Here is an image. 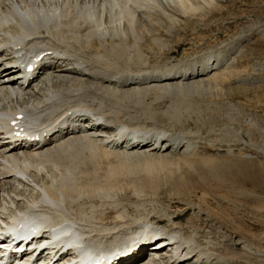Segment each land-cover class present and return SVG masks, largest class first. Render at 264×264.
<instances>
[{"label": "bare ground", "instance_id": "1", "mask_svg": "<svg viewBox=\"0 0 264 264\" xmlns=\"http://www.w3.org/2000/svg\"><path fill=\"white\" fill-rule=\"evenodd\" d=\"M134 1L131 7L129 0H0V39L3 36L20 37L19 43L13 45L15 51L7 49L3 53L0 50V124L3 111L5 114L15 115L18 113L16 109H21L26 118L23 127L27 131L33 130L43 142L41 145H31L30 147H35L30 150L24 147L26 144L23 142H15L16 145L9 146L6 138L0 136V226L6 228L8 223L23 218L24 215L35 219L40 215L59 225L72 224L84 235L94 239L99 247L102 240L106 245L103 248L112 251L116 259L131 254L127 260L133 261V264H190L192 259L197 263L202 261L203 264L207 260L212 263L218 256H215L217 259H211L208 255L210 253L197 251L192 244L193 238L187 234L182 235L180 225L179 228L174 226V218L170 221L173 225L162 224L163 218H154V221L140 215L129 218L125 212L115 211L117 206L103 200L111 198L120 186L130 188V182H133L135 189L139 186L135 180L121 183L119 179L123 176L142 173L146 177L140 185L158 184L159 174L171 166L167 160L172 157L171 153L179 151L180 157H186L185 152L193 144L189 140L182 142L183 139H179L177 143L161 131L162 136L168 137L167 139L161 141V137L153 136L149 145L132 148L129 145L130 139L118 140V136H127L125 131L131 132L133 129L120 123L121 119L116 117L113 108H120L123 99L138 100L140 95L150 90L157 96L171 93L184 95L204 84H216L213 82L218 80L216 77L214 80L208 79L206 83L201 80L189 81L215 72L216 69H211L213 63L209 66L206 64L201 71H191L190 75L178 73L181 70L177 72L176 68L167 70L176 73L163 71L154 80L148 75L142 79V74H135V78L121 76L123 70L120 69L124 66L120 68L119 64L126 65L129 60L128 54L124 53V48L128 45L125 42L126 35L136 40L127 47L132 50L131 64L142 66L146 59L141 53V40L150 39L147 42L149 45L150 41L152 44L162 43L158 36L160 29L155 28V25L160 22L159 25L162 23V26V21H167L166 32L161 29L165 35H173L175 30L183 31L186 27L194 30L196 20L205 22L210 19L214 13L211 10L219 5L218 0ZM155 20L160 21L156 24ZM114 35L121 40H114ZM29 37L30 41L27 42ZM28 50L30 53L35 51V57L47 53L49 59H54L51 55L66 56L64 60L68 65L66 68L58 65L49 67L47 63L43 67L48 72L38 74L32 84L23 87L22 82L16 78L17 68L9 65L8 56L16 54L23 58ZM224 78L225 76H220L219 80ZM112 79L123 84V87L135 83L139 87L118 93L107 85L114 83ZM144 84L148 87H141ZM102 104H105V109ZM82 107H89L98 116L86 118L80 115V111L76 110L83 109ZM108 123L118 127L115 139L107 137V128L110 127ZM80 128H85L81 136ZM144 131L150 132H142ZM96 134L101 135L96 137ZM118 146L121 151H117ZM170 149L172 152H166ZM110 158L120 159L114 160L116 163L112 164ZM139 158L143 160L138 162ZM101 163L106 165L101 169L102 177L98 175ZM33 184L39 193L30 190ZM20 185L29 187L31 193L26 194L28 189L20 193L17 190ZM5 186L13 189L6 191ZM97 197L99 203L95 202L94 198ZM106 204L109 208L113 207V210L106 213L108 209L103 210ZM113 214L117 216L113 217ZM141 224L145 225L140 226ZM148 228L156 230L155 233L159 235L158 243L163 247L151 256L154 258L144 262L134 250L128 253L127 247L145 234ZM7 247L5 245L3 248ZM15 248L11 247L12 250ZM168 251L171 253L167 260L157 258L160 252ZM189 255L194 257L187 263H181ZM117 264L126 263L120 261Z\"/></svg>", "mask_w": 264, "mask_h": 264}, {"label": "rangeland", "instance_id": "2", "mask_svg": "<svg viewBox=\"0 0 264 264\" xmlns=\"http://www.w3.org/2000/svg\"><path fill=\"white\" fill-rule=\"evenodd\" d=\"M218 1L219 5L211 10L214 12L211 18L205 22L196 20L194 30L186 27L183 31L175 30L173 35H165L161 29H165L167 21L163 20L161 26L160 20H155L154 23L159 22L154 27L160 29L158 36L162 43L150 41V46V39L141 40V53L146 59L142 66L131 64L132 50L127 47L136 40L126 35L128 50L124 48V53L129 60L126 65L122 63L124 58L120 61L119 67L124 66L120 71H125L119 74L121 76L128 75L130 70L133 75L142 74V79L148 75L154 80L163 71L176 73L172 71L176 68L177 72L181 70L178 73L190 75L191 71H201L206 64L213 63L211 69H216L215 72L201 78L194 76L189 81L206 83L208 79L225 78L210 86L204 84L191 89L184 95L157 96L150 90L138 100L123 99L119 106L127 104V109L133 112V120L138 118L142 124L151 125L146 130L157 132L152 136L161 137L163 141L168 138L162 136L163 132L177 143L183 139L182 142L189 140L193 144L183 158L179 151H166L172 152V157L167 159L172 167L158 173V184L140 185L146 177L142 173L123 176L119 179L121 183L135 180L139 186L135 189L130 182V188L120 186L111 198L103 200L117 206L114 210L125 212L129 218L139 215L151 221L163 218L165 225L172 224L170 221L174 218V226L180 225L182 235L193 238L197 251L210 253L211 259L218 256L212 263L207 260L203 264H264V0ZM117 37L114 35L113 39L119 42L121 38ZM170 69L172 72H167ZM107 85L115 91L114 83ZM126 90L128 88L123 87L115 92ZM83 110L90 113L89 107ZM93 113L89 117L98 116L97 112ZM118 119L127 121L128 117L122 113ZM107 129V137L115 139L118 127L112 124ZM111 158L112 164L120 159ZM105 166L101 163L99 167L100 177ZM17 188L20 193L27 189L26 194L38 192L35 185L30 187L31 191L22 185ZM94 199L99 203L98 197ZM104 208L108 209L106 213L113 210L107 204ZM193 257H184L181 263ZM193 261L196 262L192 259L190 264H202V261Z\"/></svg>", "mask_w": 264, "mask_h": 264}]
</instances>
